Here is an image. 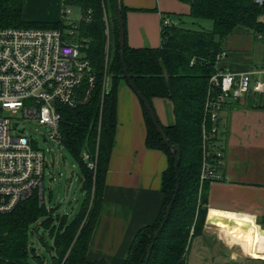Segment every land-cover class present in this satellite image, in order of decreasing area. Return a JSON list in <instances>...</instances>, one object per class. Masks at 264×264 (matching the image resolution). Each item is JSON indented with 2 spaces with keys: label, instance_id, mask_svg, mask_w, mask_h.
Segmentation results:
<instances>
[{
  "label": "trees",
  "instance_id": "trees-1",
  "mask_svg": "<svg viewBox=\"0 0 264 264\" xmlns=\"http://www.w3.org/2000/svg\"><path fill=\"white\" fill-rule=\"evenodd\" d=\"M114 0H67L66 4L84 15L92 11L90 22L80 21L79 35L85 38L83 53L91 61L96 76L93 85L84 83L76 106L60 105L61 144L68 148L80 164L83 190L87 199L76 219L58 216L36 196L23 202L14 211L0 215V264H31L30 231L39 220L53 239L48 251L53 264H106L87 259L90 240L100 214L105 179L118 130L117 101L120 88L128 84L121 61L118 20ZM189 17L163 14L173 21L161 28V46L157 49H133L128 44L127 10L121 2L126 33L125 61L136 89L153 106L154 98H167L174 105L173 127L162 125L170 143L181 151L179 167L180 191L173 210L159 238L155 233L164 223L167 209L177 186L173 152L158 134L149 110L142 103L147 126V148L165 152L169 168L164 172V203L156 222L139 231L125 264H187L191 244L203 234L208 216L210 185L224 181V163L218 166L217 153L225 159V132L220 129L212 138L209 162L220 179L201 182L203 164V124L210 80L220 69L217 57L225 53L224 43L239 28L264 39L263 9L255 0H187ZM25 0H0V29L42 28L68 29L65 20L54 23L26 22L23 19ZM108 17V25L105 21ZM199 20H210L213 29L187 27ZM109 31V33L107 32ZM235 103L234 105H238ZM264 109V96L254 95L247 104ZM224 108V107H222ZM155 110V108H154ZM223 109L220 110V112ZM156 112V111H155ZM213 124L209 123V128ZM218 151V152H217ZM88 155V159H85ZM90 164H94L93 168ZM264 227V219L258 221ZM46 245L43 238H40ZM149 249L152 252L149 254Z\"/></svg>",
  "mask_w": 264,
  "mask_h": 264
},
{
  "label": "crops",
  "instance_id": "crops-1",
  "mask_svg": "<svg viewBox=\"0 0 264 264\" xmlns=\"http://www.w3.org/2000/svg\"><path fill=\"white\" fill-rule=\"evenodd\" d=\"M121 1L128 9V44L133 49L161 46L163 14L189 17L191 13L187 0ZM65 4V0H25L23 19L59 22ZM105 21L108 25L106 13ZM224 50L222 69L248 72L264 64V40L249 30L237 29L226 39ZM252 96L241 102H229L219 113L220 129L225 132V180L210 185L208 219L251 226H259L255 220L264 219V109L247 105ZM117 105L116 145L87 252L89 261L106 264H125L139 231L156 222L164 203L163 174L169 168L165 152L147 148L142 103L126 83L120 88ZM153 106L163 126L169 128L177 123L171 100L154 98ZM220 233L219 228L205 224L203 234L195 238L201 241L202 248L194 249V239L187 264H219L214 260L219 255L228 258L224 264L239 262L241 253ZM258 248L259 245L257 252Z\"/></svg>",
  "mask_w": 264,
  "mask_h": 264
},
{
  "label": "built area",
  "instance_id": "built-area-1",
  "mask_svg": "<svg viewBox=\"0 0 264 264\" xmlns=\"http://www.w3.org/2000/svg\"><path fill=\"white\" fill-rule=\"evenodd\" d=\"M255 1L264 5V0ZM73 14L74 9L65 4L63 20L69 28L64 30L0 29V215L11 213L34 196L44 200L46 154L19 130V124L34 121L47 126L50 139L61 144L58 106H76L82 85L95 82L97 75L82 51L87 40L78 31L80 21L92 20V11L84 15L79 10L78 20ZM162 23L173 21L167 18ZM258 39L264 40L261 36ZM225 57L226 53L217 57L220 70L210 80L205 105L202 183L220 179L209 162V151L214 148L211 141L218 133L221 108L251 95L264 96V64L252 71L233 72L220 68ZM217 156L218 166H222L223 154L218 152Z\"/></svg>",
  "mask_w": 264,
  "mask_h": 264
},
{
  "label": "rangeland",
  "instance_id": "rangeland-1",
  "mask_svg": "<svg viewBox=\"0 0 264 264\" xmlns=\"http://www.w3.org/2000/svg\"><path fill=\"white\" fill-rule=\"evenodd\" d=\"M78 12H74V20H78ZM264 22V15L262 16ZM109 26V25H108ZM191 29H213V22L210 20H199L193 25L192 21L187 24ZM244 29V28H241ZM109 33V31H107ZM19 130L24 132L29 139L36 142V147H39L46 154L47 167L45 170L44 179V200L43 203L47 209H55L53 217L56 220L58 216L68 217L69 220L76 219L78 213L82 209L83 204L87 199V192L83 190L81 181V167L65 145L53 142L50 139L51 129L47 126L40 125L34 121H23L19 124ZM44 219L35 223L30 231L31 249L37 251V255L41 257L45 263L53 264V259L48 251V247L53 245V239L48 231L42 227ZM261 231V238L258 252L264 253V229ZM43 238L46 245L40 241ZM200 243V244H199ZM202 244L200 240H194V249L200 250ZM242 258L237 263L231 264H264V260L255 259L250 256L241 254ZM224 255L215 257V262L224 264L227 262ZM31 264H40L39 258L34 254H30Z\"/></svg>",
  "mask_w": 264,
  "mask_h": 264
},
{
  "label": "water",
  "instance_id": "water-1",
  "mask_svg": "<svg viewBox=\"0 0 264 264\" xmlns=\"http://www.w3.org/2000/svg\"><path fill=\"white\" fill-rule=\"evenodd\" d=\"M115 2V8H116V15L117 20H118V29H119V42H120V48H121V61L123 63L124 66V71H125V76L126 79L128 81V85L129 87L136 93V95L138 96V98L140 99V101L146 106L147 110H149L150 116L154 122V125L156 127V130L158 132V134L162 137L161 139L163 140L164 144L173 152V156L175 159V170L177 173V186H176V192L174 195V198L172 200V202L170 203L167 212H166V217L164 220L163 225L161 226V228L155 233V238L154 240H157L162 232V230L164 229V226L167 222V220L169 219L171 212L173 210L174 204L178 198V193L180 191V176H179V167H180V162H181V151L180 148L176 145H173L170 143L169 137H167L162 125L160 124L159 120H158V116L154 110V108L152 107V105L150 104V102L143 96V94H141L135 87L133 80H132V76L129 73L128 67L126 65L125 61V48H126V33H125V23H124V18H123V12H122V6H121V0H114ZM263 9V14H264V5L262 6ZM206 224L209 226H213V224L210 222V220L207 218L206 220ZM152 252V249H149L148 253L150 254Z\"/></svg>",
  "mask_w": 264,
  "mask_h": 264
},
{
  "label": "bare ground",
  "instance_id": "bare-ground-1",
  "mask_svg": "<svg viewBox=\"0 0 264 264\" xmlns=\"http://www.w3.org/2000/svg\"><path fill=\"white\" fill-rule=\"evenodd\" d=\"M210 222L220 229L224 238L232 245L237 247L238 251L245 256L264 260V255L257 252L259 245L261 226L244 225L236 222L209 219ZM218 231V230H216ZM220 233V234H221Z\"/></svg>",
  "mask_w": 264,
  "mask_h": 264
}]
</instances>
